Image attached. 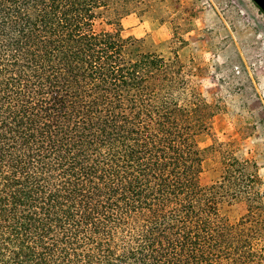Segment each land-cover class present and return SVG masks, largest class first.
Wrapping results in <instances>:
<instances>
[{"label": "trees", "instance_id": "obj_1", "mask_svg": "<svg viewBox=\"0 0 264 264\" xmlns=\"http://www.w3.org/2000/svg\"><path fill=\"white\" fill-rule=\"evenodd\" d=\"M151 5L0 0V264H264L256 165L197 143L199 71L117 31ZM225 198L246 206L235 222Z\"/></svg>", "mask_w": 264, "mask_h": 264}, {"label": "rangeland", "instance_id": "obj_2", "mask_svg": "<svg viewBox=\"0 0 264 264\" xmlns=\"http://www.w3.org/2000/svg\"><path fill=\"white\" fill-rule=\"evenodd\" d=\"M143 14L120 20L119 35L138 40L145 50L196 68L198 86L213 106L200 148L232 143L240 160L256 165L264 191V14L251 0H151ZM97 31H115L98 20ZM175 38L184 40L176 47ZM220 175L219 158L207 154L199 177L207 187ZM221 217L232 223L246 213L240 201L223 199Z\"/></svg>", "mask_w": 264, "mask_h": 264}, {"label": "water", "instance_id": "obj_3", "mask_svg": "<svg viewBox=\"0 0 264 264\" xmlns=\"http://www.w3.org/2000/svg\"><path fill=\"white\" fill-rule=\"evenodd\" d=\"M255 6L264 14V0H251Z\"/></svg>", "mask_w": 264, "mask_h": 264}]
</instances>
